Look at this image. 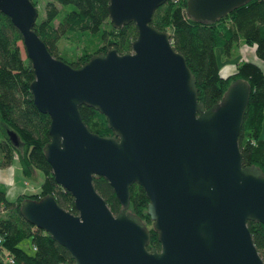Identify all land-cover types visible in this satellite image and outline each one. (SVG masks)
<instances>
[{
    "label": "water",
    "instance_id": "obj_1",
    "mask_svg": "<svg viewBox=\"0 0 264 264\" xmlns=\"http://www.w3.org/2000/svg\"><path fill=\"white\" fill-rule=\"evenodd\" d=\"M171 1L111 0L114 28L137 26L132 52L112 47L74 68L37 35L31 0H0L34 69L35 106L50 117L44 155L77 209L71 213L49 194L26 198L21 215L75 264H264L248 226L264 224V171L245 167L239 146L250 84L236 80L211 109L199 101L196 76L171 34L151 25ZM249 2L187 0L186 15L216 23ZM82 106L105 115L113 135L91 132ZM97 176L113 187L117 215L96 190ZM134 184L147 196L161 251L148 248L151 231L130 211Z\"/></svg>",
    "mask_w": 264,
    "mask_h": 264
},
{
    "label": "trees",
    "instance_id": "obj_2",
    "mask_svg": "<svg viewBox=\"0 0 264 264\" xmlns=\"http://www.w3.org/2000/svg\"><path fill=\"white\" fill-rule=\"evenodd\" d=\"M110 2L49 0L46 15L41 21L37 20L35 31L52 56L74 68H80L94 55L106 53L112 47L121 55L131 53L139 34L137 26L133 23L114 28L109 18ZM32 3L37 7L35 1ZM186 14L187 0L167 2L155 11L151 25L171 34L176 51L184 55L196 76L199 101L207 109L218 104L236 80L250 84L252 94L239 134V146L243 165L264 171V0H251L216 23L197 22ZM62 42L71 45L74 57L69 55L70 49H62ZM242 42L262 65L244 60L238 63L235 74L224 77L217 60V48L224 49L225 57L232 58ZM20 44H23V36L11 19L0 12V166L9 167L17 158L25 177L40 171L46 179L39 194H24L16 199H9L6 189L0 187V264H12L11 261L13 264H75L69 251L21 215V203L26 198L37 200L49 194L71 213L76 214L77 209L71 193L56 183L44 155L50 141V117L35 106L30 90L35 80L34 69L29 58H22ZM80 110L91 132L102 137L113 135L105 115L87 106ZM10 133L16 135V143ZM94 185L117 215L122 206L108 180L97 176ZM130 194V211L151 231L148 248L161 250L157 233L152 229L143 188L134 184ZM248 226L264 261V224L250 222Z\"/></svg>",
    "mask_w": 264,
    "mask_h": 264
},
{
    "label": "crops",
    "instance_id": "obj_3",
    "mask_svg": "<svg viewBox=\"0 0 264 264\" xmlns=\"http://www.w3.org/2000/svg\"><path fill=\"white\" fill-rule=\"evenodd\" d=\"M240 55L242 56L241 57L242 60L240 62H243L244 60L247 61L249 59L250 62L259 63V62H257V59L255 58V55L248 48H246L244 46L243 42L240 45ZM247 55L250 56V57H247ZM226 59H228V60H226ZM222 60H225V62L227 61L222 66H220L221 67V70H220L221 74L224 77L232 76L233 74H235L237 72L236 69H237L238 63L229 62V61H232L233 59H230V58H227V57H224ZM14 162H18L19 163V160L16 158L14 160ZM14 162L9 167L0 166V187H3L4 189H6L7 197L9 199H12V198H15L14 195L17 198V197H19L21 195H24V194H28V195L39 194L41 192V190H42L41 186H42L43 182L46 179V176L44 175V173H43V175L45 176V178H44V181L42 182V184H40V183L38 184L37 183L35 185H31L30 186L31 188H28V185L22 184L20 175L18 176V172L20 170L22 171V176H24L23 175V169H22L21 165H20V168L14 167ZM37 173L38 172L35 171L33 173V175L34 176L38 175ZM35 177H37V176H35ZM10 195H12L11 198H10Z\"/></svg>",
    "mask_w": 264,
    "mask_h": 264
},
{
    "label": "rangeland",
    "instance_id": "obj_4",
    "mask_svg": "<svg viewBox=\"0 0 264 264\" xmlns=\"http://www.w3.org/2000/svg\"><path fill=\"white\" fill-rule=\"evenodd\" d=\"M32 1L33 2L35 1L37 3V10H38V14H39L38 21H41L46 15L45 6L47 5L49 0H32ZM61 45H62V49L63 48L67 49V50L70 49L69 55L74 57L71 45H68L65 42H62ZM20 47H21V50H22V58L26 59L27 56H26L25 47H23V44H20ZM216 54H217V60L219 61L220 66H222L224 63L227 62V61L225 62V60H222L225 57L224 56V49L217 48ZM241 57L242 56L240 55V49H237V51L234 52V55L232 56V58H230V59H233V60L229 61V62H231V63H233V62L240 63V61L242 60ZM226 60H228V59H226ZM262 67L264 68V63L262 65ZM262 136L264 138V126H263ZM14 167L20 168V164L18 162H14ZM37 172H38L37 173L38 175H35L37 177H35L34 175H31V177L27 178V177L22 176V171L20 170L18 172V176L20 175L22 184L28 185V188H31L30 187L31 185H35L37 183L38 184L39 183L42 184V182L44 181L45 176L43 175V172H40V171H37ZM1 188H3V187H1ZM11 196L12 195H10V198H11ZM14 197L15 198H12V199H16L15 195H14ZM149 226H150V228L152 227L151 225H149Z\"/></svg>",
    "mask_w": 264,
    "mask_h": 264
},
{
    "label": "flooded vegetation",
    "instance_id": "obj_5",
    "mask_svg": "<svg viewBox=\"0 0 264 264\" xmlns=\"http://www.w3.org/2000/svg\"><path fill=\"white\" fill-rule=\"evenodd\" d=\"M152 240V239H151ZM161 247V246H160ZM162 248V247H161ZM159 251H161V250H159Z\"/></svg>",
    "mask_w": 264,
    "mask_h": 264
},
{
    "label": "built area",
    "instance_id": "obj_6",
    "mask_svg": "<svg viewBox=\"0 0 264 264\" xmlns=\"http://www.w3.org/2000/svg\"><path fill=\"white\" fill-rule=\"evenodd\" d=\"M11 263L13 264V262L11 261Z\"/></svg>",
    "mask_w": 264,
    "mask_h": 264
}]
</instances>
